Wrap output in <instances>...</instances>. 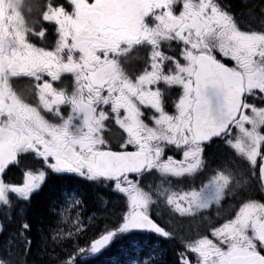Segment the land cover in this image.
Masks as SVG:
<instances>
[{"label":"snow or ice","instance_id":"snow-or-ice-1","mask_svg":"<svg viewBox=\"0 0 264 264\" xmlns=\"http://www.w3.org/2000/svg\"><path fill=\"white\" fill-rule=\"evenodd\" d=\"M241 4L0 0V234L19 225L0 264H27L28 207L54 180L105 192L95 212L115 219L85 247L79 219L67 236L42 231L46 264L121 243L132 264H162L141 247L161 239L182 249L176 264H264V0ZM82 195L67 188L49 213ZM162 207L195 235L157 223ZM17 242L23 260L10 258Z\"/></svg>","mask_w":264,"mask_h":264},{"label":"flooded vegetation","instance_id":"flooded-vegetation-1","mask_svg":"<svg viewBox=\"0 0 264 264\" xmlns=\"http://www.w3.org/2000/svg\"><path fill=\"white\" fill-rule=\"evenodd\" d=\"M232 5L234 6V10L240 11L243 7L241 4V0H230ZM250 3H260L261 0H249ZM20 92L22 95L29 96L30 90L25 86L24 82H21L20 85ZM169 155H173V153H168ZM175 159H181L182 154H175ZM16 179H19V177H16ZM195 187L199 188L200 181H195ZM79 188V190L82 192V198L84 199L85 203L82 208L75 209L74 206L69 205L66 210L63 209H52V214L49 213L50 206L56 202L60 196L61 193L64 192L67 188ZM190 188V182L185 181L184 184L178 185L173 190L174 191H187ZM94 197V188H85L80 185L70 184L68 181L64 180H54L47 187L43 189L42 192H40L38 195H34L31 200V205L28 207L27 212V219L32 223V233H31V239L33 241L32 244H36L37 242L41 241V245H43L41 240V232L51 238L52 235L55 234L54 230L59 229L63 233L65 231L69 230H76L75 225L78 222V219L80 221H83V228L88 227V220L89 217L92 215V209L89 208V204L91 203V200H93ZM35 207L39 210V215L41 216V219H39L38 222L34 225L32 220V215L35 212ZM89 208V209H88ZM56 213H59V216L57 217ZM77 213H80L79 217H77ZM44 214V215H43ZM217 214L215 211L211 212V218L214 220L216 218ZM0 217H2V213H0ZM167 218H168V225L169 229L177 235L176 237L179 238L181 236H184L186 233H193L195 234L198 229L195 224H192L190 226L189 222L185 220L184 218L180 217L179 214H175L170 216L167 212ZM18 222L16 221V218L13 217L11 221L5 222V228L6 232L4 234L0 235V246L5 243L6 240L10 238H14V234L16 233L18 229ZM38 235V237H37ZM173 243L170 241V244L173 245ZM19 246L20 249H22V246L19 245L17 242L13 245V247ZM51 248V247H49ZM60 248H56V251H59ZM169 261L175 263V257L174 254L172 257L169 256Z\"/></svg>","mask_w":264,"mask_h":264},{"label":"trees","instance_id":"trees-1","mask_svg":"<svg viewBox=\"0 0 264 264\" xmlns=\"http://www.w3.org/2000/svg\"><path fill=\"white\" fill-rule=\"evenodd\" d=\"M100 196H102V195H100ZM93 203H94V205L98 206V197L96 196L95 192H94V197H93ZM110 210H111V208H110ZM39 213L40 212H39L38 208L35 207V212L32 215V220H33L34 225L36 224V222L39 221V219H41V216L39 215ZM102 215H106V216H104L103 218L95 216V219H93L94 220L93 225L90 227V230H89L90 232H85V234L79 238L78 243L80 244L81 247L86 246V245H90V241L92 239L98 237L100 230L103 229L105 224H107L111 220L115 219V217L113 215H111L110 213L109 214L105 213ZM87 236H90L92 239H87ZM37 237H38V235H37ZM153 242L154 241L149 242L148 240H145L143 242V245L146 248V251L149 250V247L152 246ZM33 246H34V244H32L31 253L28 254L26 257L27 264H46L48 257L45 258L43 249H40L38 247L36 248ZM126 248H128L127 243H121V244H118V245L111 247L110 250L106 251L103 255H98V257H96V258H94L92 254H89L88 257H84L82 259L84 260L85 264H128L129 259H128V256L126 254V251L124 250ZM49 249H51V248H49ZM18 250H19V253H21L22 249H18ZM65 251L71 252L72 247L69 246L68 244H66L65 250L59 249V251H56V253H60L61 255H64ZM54 254L55 253H53V255ZM163 254H164V256L162 255L161 258H157V259L162 261V264H176V263H173L172 261L169 262L167 260V258H168L167 257V255H168L167 251H165ZM23 259H25V257H23L21 260H23Z\"/></svg>","mask_w":264,"mask_h":264},{"label":"bare ground","instance_id":"bare-ground-1","mask_svg":"<svg viewBox=\"0 0 264 264\" xmlns=\"http://www.w3.org/2000/svg\"><path fill=\"white\" fill-rule=\"evenodd\" d=\"M41 244V241H39V242H37L36 244H34V246L33 247H38V248H40V249H43V251H44V245H40ZM50 249H48V251H49ZM44 256H45V258H47V256L44 254Z\"/></svg>","mask_w":264,"mask_h":264},{"label":"rangeland","instance_id":"rangeland-1","mask_svg":"<svg viewBox=\"0 0 264 264\" xmlns=\"http://www.w3.org/2000/svg\"><path fill=\"white\" fill-rule=\"evenodd\" d=\"M49 251L51 252L52 250L50 249Z\"/></svg>","mask_w":264,"mask_h":264}]
</instances>
